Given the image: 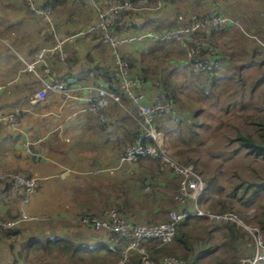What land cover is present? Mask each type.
Segmentation results:
<instances>
[{"label": "crops", "instance_id": "0c3cea01", "mask_svg": "<svg viewBox=\"0 0 264 264\" xmlns=\"http://www.w3.org/2000/svg\"><path fill=\"white\" fill-rule=\"evenodd\" d=\"M54 8L51 23L46 24L23 1L0 0V173L27 176L37 184V193L26 204L0 191V218L16 217L19 211L35 217L18 227L32 229L29 239L59 237L81 244L107 243L104 232L81 225L80 217L88 213L100 215L107 199L114 198V191L127 178L132 179L127 186L139 191L137 184L157 171V163L151 158L135 163L120 160L125 147L124 129L129 127L124 116L134 112L132 107L113 112L112 105L106 119H100L87 111V103L96 96L97 88H117L112 74L119 56L128 59L132 72L143 79L145 101L150 104L155 93L153 82L159 75L152 62L157 49L150 47L153 40L141 39L113 48L104 45L94 33L76 36L64 43L65 65L49 55L44 59L52 68L53 77L66 84L67 94L48 92L45 100L34 102L41 88L36 75L41 74L42 68L36 65L34 73L26 66L34 62L36 52L87 29L96 18V7L87 3L69 1ZM211 8L215 11L220 5L212 3ZM155 12L131 11L137 15L135 21L142 30L151 32H155L151 29L158 21ZM142 21L150 23L143 26ZM134 33L132 29L121 31L118 37H131ZM15 111L20 112V118L10 124L7 118ZM138 194L142 198V193ZM139 196H133L135 201H139ZM150 204L146 208L154 205ZM23 230L21 233L26 236ZM7 240L0 235V264H27L34 258H27L21 246H12L10 253ZM40 252L35 256L37 260L43 261L50 254L58 256Z\"/></svg>", "mask_w": 264, "mask_h": 264}, {"label": "rangeland", "instance_id": "374dc122", "mask_svg": "<svg viewBox=\"0 0 264 264\" xmlns=\"http://www.w3.org/2000/svg\"><path fill=\"white\" fill-rule=\"evenodd\" d=\"M170 1H167L168 3L163 7L165 9L155 12L158 14L156 16L158 21H156L155 25L161 27V31L175 30L179 25L176 23L179 15L188 18L193 14H203L212 10V3H219L220 8L215 10L230 17L245 18V30L254 31L258 39L264 42V28L261 21V14L264 11V0H233V2L232 0ZM215 39L220 55L227 58L231 56L232 60L230 59L229 64L222 63L220 65L217 73L218 78L212 86L209 85L210 78H205L206 71H196L193 67L192 59L197 55L188 54L183 44V37H181V40L165 39L161 41L162 44L155 45L157 49L155 50L156 56L152 58V62L159 70V72H156L159 75L155 81H160L164 78L168 79L174 88L173 92L176 96V100L173 102L172 115L168 119L164 118L166 119L165 122L172 123L170 128L174 129V132L169 133L168 138H165V149L174 160L180 163L190 159L189 164H192L197 169L205 181L207 177L216 175L218 183L223 186L222 195H225L237 183L264 180V158L246 155L243 150L234 152L237 144L228 141V138L233 137L237 129L255 135V126L252 125V121H257L260 117H264V80L252 88L254 82L261 77L264 78V51L256 40L234 30H231L225 37L218 35ZM253 52L255 55L251 58V61L244 60L245 56ZM243 60L247 66L242 65ZM127 61L129 60L127 59ZM237 72L242 73L240 82L234 76ZM128 105L127 103L126 107ZM119 108V106H115L116 110L113 108V112H119L121 109ZM129 111L132 112L130 109ZM192 125H199V127L193 128L197 132L195 136L191 134ZM190 127L191 130H189ZM161 133L164 134L163 132ZM131 180V178H127L123 181L122 187L116 188L114 193L123 197L121 193L127 192L129 197H132V204H138L140 210L139 216L135 215L137 217H132L131 220L140 224H147L146 220L152 217L151 212L155 207L164 206L167 208L170 205L168 200L174 198L176 189L171 190L169 185L156 186L154 190L157 198H152L156 205L147 208L148 213H145L146 210L141 209V207L148 204L151 206L149 201L152 199L143 200L142 198L153 187L143 186L140 188L139 183L137 184L139 191L134 192L132 191L134 187L127 186ZM174 182H176L177 186V178H175ZM36 193L37 190L30 199ZM138 193H142V198H140ZM133 196H139L136 200L140 202L135 201ZM219 196L221 195L219 194ZM216 197L218 195H215L214 198ZM111 199V196L109 200L107 199V206L111 205ZM211 201L212 199L206 202L204 207L208 206ZM261 205L264 206V190L261 191L254 204L250 207L245 208L242 204L240 205L239 202L235 201L233 209L238 214L250 218L252 215H254L253 217L258 214L261 215ZM108 209L114 208H105L103 211ZM189 222L190 225H195L190 232V240L194 247L193 253L198 255L201 252L200 250H212L201 257L195 264H213L216 257L224 259L225 263L229 264L234 254L229 245H226L228 243L226 230L223 228L216 229V225L213 226L210 221H207L205 224L209 228L210 233L206 234V232L202 231V226L201 229L197 226L196 219H191ZM23 229L27 232L26 236L21 233ZM19 230L20 233L17 236L8 239L5 243L8 248L11 246L9 248L10 253L11 251L13 252L12 246H22L29 239L28 234L33 233L29 227H22ZM238 230L243 236L236 238L233 242V246L236 248L235 257L237 264H239L240 259L249 255L248 252L250 250L253 251L252 245L247 246L250 244L248 239L250 236L242 230ZM33 231L38 232L37 230ZM107 243V246H109L110 242ZM169 247L175 249L176 255L181 254L179 250H182V248L174 246L173 242ZM23 254L29 259L34 256L30 261H27V264H118L119 261V257L116 254L108 255L107 257H103V254H96L97 257L83 255V262L79 261L77 263H74L72 259L68 261V259H64L66 257L61 256L60 258L51 254L46 256L43 261L37 260L35 256L41 255L42 252L40 251L28 254L25 251Z\"/></svg>", "mask_w": 264, "mask_h": 264}, {"label": "built area", "instance_id": "2783aa9c", "mask_svg": "<svg viewBox=\"0 0 264 264\" xmlns=\"http://www.w3.org/2000/svg\"><path fill=\"white\" fill-rule=\"evenodd\" d=\"M23 1L30 12L40 17L46 24H50L53 10L49 6L40 7L35 0ZM87 3L96 7L95 21L85 30H79L74 35L68 36L55 42L54 45L42 48L35 54L34 62L26 67L35 73V66H41V74H37V79L41 84L40 90L35 94L34 102L45 100L48 92H60L67 94L66 84L57 80L52 75V68L45 64V57L48 55L55 58L58 63L65 65L67 53L64 48L66 41H71L76 36H83L86 33H99L100 41L110 47L131 41H139L149 38L153 41L165 39L181 40L189 55H197L192 59V65L196 71H208L213 66L219 68L220 62L213 64L203 62V53L207 57L215 54L212 46V33L238 31L247 37L256 40L264 51V42L258 39L254 31L245 30V18L230 17L224 14L207 11L203 14H193L188 18L179 15L177 18L178 27L175 30H165L159 33L145 31L131 37H118L114 34L115 18L121 13L148 10L160 11L165 2L169 0H141L136 6L130 0H75ZM262 26L264 28V11L261 14ZM203 33L205 36L199 34ZM212 75V71H208ZM115 77L117 92L107 88L96 89V96L87 103V111L95 114L98 118L104 119V111L115 105L127 110L122 97H125L128 104L134 109L130 115L138 124L141 135L135 139L134 143L128 145L124 152L120 153V160L123 162L135 163L142 158H155L158 160V170L160 172L170 171L178 180L174 201L177 209L168 214L166 222L160 224H140L127 219L118 209H108L100 215L84 214L80 217L79 223L91 228L96 232L102 231L108 238L112 246L120 249L118 253V264H128L133 252L141 257V264H154L149 253L152 250L160 249L170 245L176 235L177 226L180 222L194 217H204L210 223L216 225L231 224L241 229L251 238L250 244L253 251L248 252L246 258L239 260V264H259L264 262V242L262 235L253 223L252 217L243 216L235 212L212 213L199 206V199L206 188V181L192 165H184L174 160L165 149V136L157 129V119L161 117L169 118L172 115L174 103L169 98L167 92L162 89L159 81H154L155 93L153 101L149 104L143 90V79L132 72L128 62L117 56L115 60ZM20 118V112L15 111L9 115L7 122L15 124ZM150 139L151 143L145 140ZM35 179L20 174H1L0 191L5 194L17 197L22 204L28 203L30 197L36 191ZM35 217H30L24 211H19L16 217L0 218V232L12 230L20 227L22 223L33 221ZM157 264H186L183 258L166 256L161 258Z\"/></svg>", "mask_w": 264, "mask_h": 264}, {"label": "trees", "instance_id": "16d2710c", "mask_svg": "<svg viewBox=\"0 0 264 264\" xmlns=\"http://www.w3.org/2000/svg\"><path fill=\"white\" fill-rule=\"evenodd\" d=\"M72 2L75 0H35V2L38 4V6L43 7V6H49L52 8L55 6H63L67 5L68 2ZM133 3L136 2V0H130ZM154 1V0H153ZM172 1V0H171ZM170 1V2H171ZM77 2V1H75ZM80 3V2H79ZM165 2L164 6L166 5ZM163 6V7H164ZM55 9V8H54ZM54 11V10H53ZM215 13H219L218 10L214 11ZM136 14H133L131 12H126L123 14H119L115 18V25L113 32L118 36V34L121 31H128L130 29L134 30L135 33L134 35L141 34L145 32V30H142V26H140L136 21ZM144 21V19H143ZM143 26L149 24L150 22H143ZM177 23V19H176ZM156 22H154V26L151 30H154L156 33L162 32L164 30H160L161 27L155 25ZM151 25V24H150ZM152 26V25H151ZM230 31L227 32H221V34H215L212 33L211 38H212V46L215 48V54L213 56L207 57L205 53H203V62H205L207 65L208 64H213L215 61L225 64H229L231 56L227 57H222L220 55V51L218 49V46L216 45V36L221 35L222 37H225L226 34H229ZM93 35H96L98 40L100 41V34L95 32ZM201 36H205L203 33L199 34ZM143 41L150 42L151 39L149 38H143ZM140 40V41H142ZM150 47H155L151 45H158L162 44L161 41H153L151 42ZM150 47H148L150 49ZM147 48V49H148ZM150 53H152L151 50H149ZM254 53V52H253ZM248 54L245 56L246 58L244 60L251 61V58L255 55L253 54ZM232 60V59H231ZM243 63V66H247L245 63ZM129 65L131 66L130 62L127 61ZM264 62V61H263ZM220 64V65H221ZM220 67V66H219ZM219 68L214 69L213 66L210 67L208 71H212L213 74L209 75L208 71L205 72V78H210L209 79V85H214L216 82V79L218 78L217 73H218ZM114 76V79H116L115 74H112V77ZM236 80L240 82L242 79V73L237 72L235 75ZM111 77V76H110ZM162 80V79H161ZM160 80V81H161ZM264 78L261 77L258 79L256 82H254L252 85V88H254L256 85H258L261 81H263ZM159 81V82H160ZM161 83L162 89L167 92L169 98L174 102L176 100V96L174 95V88L173 86L169 83L168 79H163ZM110 91L117 92V88L115 86H110L106 87ZM123 103L127 104L128 101L125 97H122ZM131 107V106H130ZM110 108V107H109ZM108 108V109H109ZM104 111V118L106 119L107 117V110ZM130 114V113H129ZM127 112L124 116V121L128 124L129 127L124 129V142H125V147L122 149L121 152H124L125 148L134 143L135 139H138L139 136L142 134L139 126L135 121H133L132 116H130ZM167 117H161L157 119V129L161 132L164 133L165 138L169 135V133H173L174 129L170 128L172 126V123H167L165 122ZM252 125L255 126V135L251 134L250 132H242L239 129L236 130L235 134L233 137H229L228 141L230 143H236V147L234 148V152H240L244 151V154L246 155H252L256 158H264V117H260L259 120L257 121H252ZM192 135H196L197 132L193 128L199 127V125H192ZM191 127L189 130H191ZM164 131H163V130ZM172 131V132H170ZM181 137V135L179 134ZM168 138V137H167ZM188 140V139H187ZM146 143H151L150 139L145 140ZM155 162L157 163V171L154 172L152 175L147 177L146 179H143L142 181L140 180V188L143 186H152L153 189L144 196L143 200H148L152 198H157L155 197L156 192H155V187L156 186H170L171 190L176 189V182L175 176L170 172V171H165V172H160L158 170V160L155 158ZM141 160V159H140ZM139 160V161H140ZM178 162V161H177ZM180 163V162H178ZM190 163V159L185 160L183 163L184 165H188ZM170 181V182H168ZM264 190V180H259V181H249V182H240L232 186L230 191L226 193L225 195H222L223 192V186L218 183V179L216 175H211L206 178V188L204 192L202 193L200 199H199V206L203 208L206 211H210L212 213H224V212H235L234 208V202H239L240 205L242 204L243 207L248 208L252 204H254L255 199L260 195L261 191ZM155 192V193H154ZM123 197H120V194L117 195L114 193V198L111 199V205L107 206L104 205L103 209L105 208H114L118 209L122 215L126 216L127 219L131 220L132 217H137L140 214L139 208L135 207L134 204H132V199L129 197V194L127 192H122L121 193ZM219 194L221 196H219ZM215 195H218V197L214 198ZM214 198V199H213ZM210 199H212L211 203L208 206L204 207V204L208 202ZM142 200V199H141ZM156 201V200H155ZM140 202V201H138ZM150 202H154L153 199ZM168 203L170 204L167 208L164 206H158L155 207L152 210V217L148 218L146 220L147 224H158L161 222H166L168 217L167 214L172 211L177 209V205L174 201V198L169 199ZM154 206L156 205L155 202L153 203ZM141 205V204H140ZM141 209L146 210L145 213H148V209L146 206L141 207ZM138 213H137V211ZM237 213V212H235ZM260 214H258L256 217H254V224L257 226L259 229L262 239L264 242V206H260ZM137 215V216H135ZM191 219H196L197 226L200 227L202 226V231L206 232V234L210 233L209 228L206 226L205 223H207V219L204 217H194V218H188L182 222H180L177 226L176 230V235L173 240L174 246L176 245L177 247H181L182 250L180 255H176L177 253L174 251L175 249H172V247L165 246L160 249L152 250L149 253L150 259L153 261L154 264H157L160 258L166 257V256H177L180 258H183L186 261V264H195L201 257H203L205 254L210 253L212 250L210 249H204L200 250L201 252L198 253V255H195L193 253V243L190 240V232L194 229L195 225L192 226L190 225V220ZM134 223H137V221L131 220ZM212 224V223H211ZM213 226L216 224H212ZM216 229H225L228 235V243L226 245H229V248L233 252V257L232 260L229 264H237L236 260V248L233 246V242L235 241L236 238L242 237L243 235L239 233L240 231L234 225L231 224H223V225H216ZM241 230V229H240ZM20 233V230L18 228H14L12 230H7V231H1L0 235L10 239L12 237L17 236ZM248 239H250L248 237ZM108 243H98V244H81V243H74L70 240L59 238V237H54L52 239H47L45 241L41 240L40 238H30L28 239L24 244H22L21 248L26 250V253H36L37 251H43V252H54L57 253L58 256L66 257V259H72L74 263L77 262H83V255L89 254L93 255V257H97V255L103 254V257H107L108 255L112 254H118L119 249L115 246H112L111 244L107 246ZM225 245V244H224ZM97 255H96V254ZM98 259V258H97ZM99 260V259H98ZM128 264H141V257L138 255L136 252H133L130 258V261ZM213 264H226L225 260L216 257ZM260 264V263H259ZM261 264H264L262 262Z\"/></svg>", "mask_w": 264, "mask_h": 264}]
</instances>
